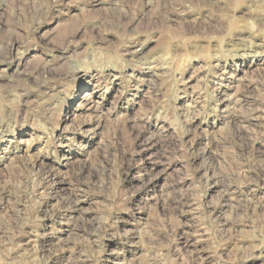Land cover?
<instances>
[{
  "label": "rangeland",
  "instance_id": "1",
  "mask_svg": "<svg viewBox=\"0 0 264 264\" xmlns=\"http://www.w3.org/2000/svg\"><path fill=\"white\" fill-rule=\"evenodd\" d=\"M0 264H264V0H0Z\"/></svg>",
  "mask_w": 264,
  "mask_h": 264
}]
</instances>
